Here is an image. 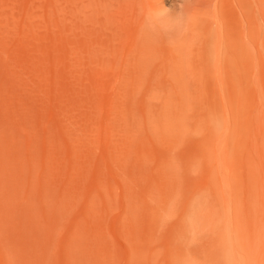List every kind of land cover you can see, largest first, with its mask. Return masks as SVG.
<instances>
[{"label": "rangeland", "instance_id": "obj_1", "mask_svg": "<svg viewBox=\"0 0 264 264\" xmlns=\"http://www.w3.org/2000/svg\"><path fill=\"white\" fill-rule=\"evenodd\" d=\"M81 1L0 0V264H264L250 57L142 60Z\"/></svg>", "mask_w": 264, "mask_h": 264}, {"label": "bare ground", "instance_id": "obj_2", "mask_svg": "<svg viewBox=\"0 0 264 264\" xmlns=\"http://www.w3.org/2000/svg\"><path fill=\"white\" fill-rule=\"evenodd\" d=\"M99 2L102 7L101 25L106 31L108 48L110 49L113 48L114 50L116 49V51L125 49L127 52L134 53L135 56L141 57V59L142 56L143 58L146 57L150 59L153 55H155L153 57L156 58L157 54L160 55L159 57H163L165 54V60L174 63L177 62L176 60H178L180 56L184 55V50H193L199 46L202 47L201 50L209 49L213 47L214 41L216 43V40L219 39L224 49L221 48V42H217L216 48L213 47L216 49L215 57L218 59V57L222 55L220 51L223 50L225 56H223L224 60L223 58L222 60L224 63L229 64L228 66L238 65L240 63L244 65L248 62L247 59L250 57V114H264V0H100ZM170 7H172V9H169ZM81 9L82 1L77 0V11L79 14L83 11V9L82 11ZM253 12L259 14L260 21L253 23V21L250 20V13ZM209 52L211 53V51H208L207 54L210 56ZM108 54H110V52ZM194 54H196L195 51ZM115 55L118 56V54ZM110 59H112V57ZM137 59L139 60V58ZM100 61H102V59ZM242 62L244 63L242 64ZM5 154L3 153L2 155ZM6 158H8L7 155ZM17 161L18 164H20L19 159ZM2 163L8 164L9 162L7 163L5 159V162ZM11 163L13 165L15 162ZM15 165L16 164H14V166ZM33 166L35 168L37 165L35 164ZM17 167L19 169V166ZM24 169L26 170L25 166ZM3 172H5V169H3ZM12 174L14 173L12 172ZM0 175L5 174L0 173ZM9 175L7 177H9ZM11 177L13 179L14 175ZM3 178L4 177H2V179ZM2 179L1 181H3ZM18 185L20 184H17V187ZM21 187L22 186L19 188ZM33 189L34 192L37 191V188L36 190L35 187ZM18 190L16 191L17 193ZM28 193L30 194V192ZM45 195H48V199L49 194ZM46 196H44V198ZM27 198L29 199V197ZM32 199L30 198V200ZM14 202L16 201L14 200ZM46 203L44 202V204ZM48 203L50 204L49 201ZM245 240H247V238H245ZM76 250L77 249H75V251ZM79 256H81V254ZM240 264H248V262Z\"/></svg>", "mask_w": 264, "mask_h": 264}]
</instances>
